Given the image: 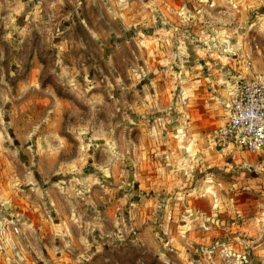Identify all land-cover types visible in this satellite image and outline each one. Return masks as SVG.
I'll return each mask as SVG.
<instances>
[{
    "label": "rangeland",
    "instance_id": "obj_1",
    "mask_svg": "<svg viewBox=\"0 0 264 264\" xmlns=\"http://www.w3.org/2000/svg\"><path fill=\"white\" fill-rule=\"evenodd\" d=\"M222 72L264 76V0H0V203L31 264H264V173L230 185L207 112L187 137L183 79Z\"/></svg>",
    "mask_w": 264,
    "mask_h": 264
},
{
    "label": "crops",
    "instance_id": "obj_2",
    "mask_svg": "<svg viewBox=\"0 0 264 264\" xmlns=\"http://www.w3.org/2000/svg\"><path fill=\"white\" fill-rule=\"evenodd\" d=\"M196 73H199V71ZM194 76L195 79L189 82L188 77L183 79V82H186L187 84V89H185V85L181 86L183 91H185L183 95V97L185 96V106L182 108L186 117L189 118V120L187 119L188 121L186 122L192 126L191 129L196 126V129H198L201 133L198 134L196 131L195 134L189 133L187 137L189 138L191 136L197 135V138H199L201 135L200 138H202L203 123L208 113L211 114V116L216 117L215 122L213 123L214 125L216 124L215 127L221 123L225 113L226 104L233 97L237 75L222 72L215 75L201 73ZM169 82L172 83V81ZM207 89L210 90L206 91ZM193 109L196 110V115H194ZM206 112L207 114H205ZM168 129L169 126L166 127V132L164 135V137L167 139V142L173 140V134L170 133ZM156 137H160V135L156 134ZM194 137L196 138V136ZM198 140L200 139H195L194 141L196 142ZM155 147V150L158 153L162 152V150L167 154L169 153V151H165L166 148L160 150L157 146ZM217 153L218 154L216 156H213L212 162L214 164L218 163L219 166L224 167L226 172L225 177L230 179V185H233L234 187L252 186V175L258 177L257 175L259 173L261 177L264 173V152L254 154L249 151L224 148L218 150ZM170 154H172L171 151ZM198 158L201 160V163H204L203 157L199 156ZM204 164L209 165L210 163L206 161ZM252 166L254 168H252ZM157 174L158 173H156L154 177L156 184L161 182V179H157ZM157 176L159 177V175ZM167 178H170L169 174ZM260 181L264 182V177L263 180ZM13 209L14 212L12 211ZM6 210L12 211V214L16 217V222L20 221L23 226L20 234H14L11 230H3L2 232L0 231V240H2L0 242V264H31V253L29 252L30 250L28 249L29 247L26 241L28 232L26 235L25 223L27 220L24 214L15 211V208L12 207V205H6ZM3 238L5 239L4 241H6V239L8 240L7 243L3 244ZM38 253H40L39 256L41 255L43 257V254L46 253V251L41 248ZM14 255H17L20 260H16V258L13 259Z\"/></svg>",
    "mask_w": 264,
    "mask_h": 264
},
{
    "label": "built area",
    "instance_id": "obj_3",
    "mask_svg": "<svg viewBox=\"0 0 264 264\" xmlns=\"http://www.w3.org/2000/svg\"><path fill=\"white\" fill-rule=\"evenodd\" d=\"M212 141L221 149L264 152V76L236 78L233 97L226 104L221 123L213 131ZM15 218L0 203V231L7 225L14 234H19L21 229Z\"/></svg>",
    "mask_w": 264,
    "mask_h": 264
}]
</instances>
